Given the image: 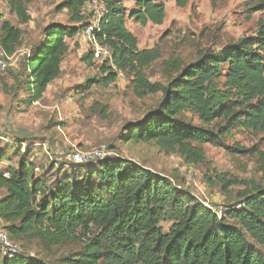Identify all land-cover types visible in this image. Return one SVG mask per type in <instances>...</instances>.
<instances>
[{
    "label": "trees",
    "instance_id": "16d2710c",
    "mask_svg": "<svg viewBox=\"0 0 264 264\" xmlns=\"http://www.w3.org/2000/svg\"><path fill=\"white\" fill-rule=\"evenodd\" d=\"M30 1L7 0L20 23L31 19L26 12ZM100 1L104 11L91 37L108 48L109 56L101 63V75L85 80L77 87L79 91L95 84L106 86L115 82L118 71H126L132 75L139 97L161 92L156 109L124 126V140L156 141L175 148L189 164L203 161V150L196 143L224 147L232 154L247 153L238 140L226 146L225 139L233 138L234 130L238 134L264 132V21L257 23L254 34L217 52L205 50L185 66L169 61L177 73L163 85L149 82L142 73L141 68L155 60L156 54L138 49L125 20L161 24L164 3L135 0V7L128 12L123 0ZM90 2L61 0L57 5V11L66 10L70 24L48 23L23 58L20 75L25 80L15 88L24 96L20 102L39 100L59 76L68 49L66 38L80 32L86 35L84 31L95 17L91 9L87 14L84 11ZM175 2L184 6L187 0ZM254 2L257 4L249 10L264 11V0ZM21 41V29L3 21L0 46L5 54L11 56ZM81 59L91 66L93 50ZM186 113L209 128L181 120ZM14 152L16 164L0 170V189L4 190L0 229L16 244L28 237L53 244L85 236L83 248L59 259L58 264H264V253L257 248H264V187L260 185L240 192L238 202L225 206L221 214L200 202L181 182L129 159L112 156L100 159L95 166L76 164L69 169L49 164L45 172H52L51 178L50 174H36L35 163L20 153L19 147ZM5 160H10L8 154L0 151V162ZM0 264L51 263L18 251L11 256L0 254Z\"/></svg>",
    "mask_w": 264,
    "mask_h": 264
},
{
    "label": "rangeland",
    "instance_id": "374dc122",
    "mask_svg": "<svg viewBox=\"0 0 264 264\" xmlns=\"http://www.w3.org/2000/svg\"><path fill=\"white\" fill-rule=\"evenodd\" d=\"M156 1L165 6L161 24L125 20V27L137 39L138 49L153 50L156 54L155 60L141 68L152 83L165 85L168 78L176 75L169 61L185 66L198 60L205 50L217 52L240 37L254 34L257 23L264 21V11L249 10L257 4L254 0H187L184 6H178L175 0ZM60 2H28L26 12L31 19L20 23L10 11L7 0H0V26L8 21L22 31L21 44L8 56L7 70L0 72V151L10 158L0 162V170L16 164L18 156L12 152L18 147L20 153L35 163L36 174L46 173L49 164L64 169L76 164L95 166L99 160L88 158L78 162L72 156L101 150L102 159L112 156L129 159L181 182L200 202L215 210L237 203L241 198L239 193L252 185L264 187V132L238 134L234 130L233 138L225 139L226 146H233L234 140H238L239 146L249 150L247 153L232 154L224 147L196 143L204 155L198 164L187 163L175 148L164 147L156 141L126 142L124 126L156 109L161 92L139 97L131 81L133 77L126 71L122 72L123 76L118 74L115 82L106 86L95 84L80 92L77 87L85 80L101 75L100 66L106 59H94L91 66L82 61V56L95 47L83 32L66 38L68 49L60 65L61 73L48 84L42 97L31 104L20 102L24 96L15 88L25 80L24 75H20L23 58L40 40L48 23L70 24L66 10L56 9ZM134 3L135 0L122 1L128 12L135 7ZM84 11L90 12L89 3ZM181 120L193 127L208 129L210 126L189 113ZM46 174L54 178L52 172ZM3 195L4 190L0 189V198ZM163 226L167 228V224ZM86 241L83 235L53 244L40 238L16 240L19 252L51 264H58L59 259L80 251ZM257 248L264 253V248Z\"/></svg>",
    "mask_w": 264,
    "mask_h": 264
},
{
    "label": "built area",
    "instance_id": "2783aa9c",
    "mask_svg": "<svg viewBox=\"0 0 264 264\" xmlns=\"http://www.w3.org/2000/svg\"><path fill=\"white\" fill-rule=\"evenodd\" d=\"M91 11L95 14V17L89 24V26L86 28L84 33L88 38L92 40V42L95 44V47L93 48V56L94 59H101L109 56V50L106 46H102L95 42L93 38L91 37V31L93 26L97 25L98 17L101 15V13L104 11V4L100 0H91L89 3ZM8 56L5 54L4 50L0 46V72H4L6 68L8 67ZM118 74L120 76H123L122 71H118ZM86 154H90L89 157L86 156ZM102 151L101 150H94L92 152H79L74 154L72 157L78 161H85L88 158H91L92 160H100L102 159ZM225 208H219L217 209L218 213H222ZM19 251L18 244L12 242L7 235L0 229V254L4 256H11Z\"/></svg>",
    "mask_w": 264,
    "mask_h": 264
}]
</instances>
